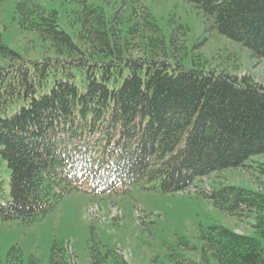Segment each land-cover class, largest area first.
Here are the masks:
<instances>
[{"label":"trees","instance_id":"16d2710c","mask_svg":"<svg viewBox=\"0 0 264 264\" xmlns=\"http://www.w3.org/2000/svg\"><path fill=\"white\" fill-rule=\"evenodd\" d=\"M189 1L210 29L264 60V0ZM41 21L53 57H18L0 68V158L10 171L1 221L31 224L75 191L122 195L144 181L163 194L183 192L264 155V86L250 77L186 70L152 54L125 58L100 30L97 44L84 48L56 20ZM0 53L16 58L1 37ZM205 195L231 216L253 214L264 239V190L228 186ZM212 231L204 239L220 264H264L256 238ZM57 257L53 249L52 264Z\"/></svg>","mask_w":264,"mask_h":264},{"label":"rangeland","instance_id":"374dc122","mask_svg":"<svg viewBox=\"0 0 264 264\" xmlns=\"http://www.w3.org/2000/svg\"><path fill=\"white\" fill-rule=\"evenodd\" d=\"M41 20H56L57 30L84 48L97 44L100 30L125 58L152 54L186 70L247 76L264 86V60L210 29V19L189 0H0L1 41L16 55L0 53V68L18 57H53L52 42L36 26ZM75 83L81 87V78ZM9 175L0 158L2 202L9 199ZM149 185L142 181L122 195L69 192L31 224L0 220V264H52L53 249L58 264H109L114 258L124 264H220L204 239L217 226L256 238L264 254V239L252 228L254 215L231 216L205 195L228 186L263 191L264 155L183 192L163 194Z\"/></svg>","mask_w":264,"mask_h":264}]
</instances>
